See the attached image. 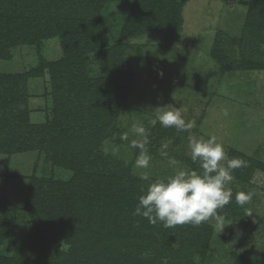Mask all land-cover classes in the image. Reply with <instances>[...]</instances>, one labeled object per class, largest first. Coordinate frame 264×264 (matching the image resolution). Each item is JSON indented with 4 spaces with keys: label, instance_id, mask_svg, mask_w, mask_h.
Listing matches in <instances>:
<instances>
[{
    "label": "trees",
    "instance_id": "16d2710c",
    "mask_svg": "<svg viewBox=\"0 0 264 264\" xmlns=\"http://www.w3.org/2000/svg\"><path fill=\"white\" fill-rule=\"evenodd\" d=\"M111 1L114 0H0V58L11 55L16 46L38 47L43 39L58 36L63 58L46 65L50 68L53 95L67 114L74 117L75 107L79 116L78 123L74 117V126L70 118L65 122L66 130L61 119L52 124L28 125L26 111H14L8 106L1 110L2 150L10 152L33 145L50 149L51 137L56 140L53 133L58 144L65 147L61 153L63 164L73 175L60 183L62 189L56 184L49 188L34 185L23 208L29 220L22 232L15 218L0 217V264H204L207 259L212 227L205 223L174 228L151 225L132 214L142 189L148 185L129 186L116 173L95 171L91 176L80 165V157L98 147L133 91L135 79L127 67L123 39L148 31L176 30L182 22L181 3L177 0H133L120 38L111 42L110 28L101 15L103 5ZM245 25L248 32L244 47L248 54L244 52V58L231 61L218 42L212 49L214 58L226 68L264 66L263 61L249 58V54L264 55V0L248 1ZM89 54L100 60V73L95 77L86 70L84 61ZM21 78L18 73H0V97L19 86L18 98L26 105ZM6 132L10 138L1 137ZM227 156L247 162V167L232 171L243 190L250 186L256 169L264 171V161L243 151L230 148ZM236 205L232 197L218 211L220 215L235 214ZM5 241H12L11 255L3 252ZM232 256L233 264H264V256Z\"/></svg>",
    "mask_w": 264,
    "mask_h": 264
},
{
    "label": "rangeland",
    "instance_id": "374dc122",
    "mask_svg": "<svg viewBox=\"0 0 264 264\" xmlns=\"http://www.w3.org/2000/svg\"><path fill=\"white\" fill-rule=\"evenodd\" d=\"M177 1L181 3L182 18L178 29L148 31L123 39L127 67L135 79L133 91L98 147L89 155H79L84 173L91 176L95 171L116 173L127 185L135 187L165 179L173 175L177 167L202 173L199 162L193 163L190 158V137L207 140L215 136L226 153L230 148L237 149L264 161V66L245 70L226 68L212 52L218 42L231 61L244 58L249 0ZM132 3L133 0H114L103 5L101 15L110 28L109 41L120 38L121 26ZM261 47L264 53V44ZM63 53L59 37L52 36L43 39L38 47L16 46L11 55L0 58V73H18L27 97L26 105H22L18 98L19 86L11 88L0 97V113L5 106L14 111L19 108L26 111L28 125L52 124L61 119L66 130L65 122L69 118L73 126L74 117L78 123L75 107L73 117L53 95L50 68L46 66L62 60ZM250 57L264 62V55L249 54ZM84 62L90 77L100 73L98 58L89 54ZM9 78L6 76L5 80ZM161 107L178 109L183 118L194 121L195 126L190 132L165 128L159 121L153 126L151 121L156 119ZM137 121L150 133L148 149L152 159L146 170L134 166L139 150L130 148L129 142L137 137L130 133L127 141L119 138L123 132H130ZM9 135H13L11 131ZM9 135L6 132L1 137L10 138ZM51 136L56 140L51 137L50 149L33 145L5 152L0 148V217L15 218L22 227L21 232L28 222L26 219L29 220L23 208L34 185L49 188L56 184L62 189L60 183L73 175L63 164L64 145L58 144L55 134ZM169 140L171 143L163 149L166 154H162V146ZM113 146L119 147L114 155ZM170 160L177 164H171ZM141 171L149 173L148 180L140 178ZM249 183L245 190L236 179L228 185L234 199L239 192L252 193V199L244 206L236 205L235 214L221 215L225 225L221 232L215 219L205 222L213 232L204 264H233L235 253L264 256V171L256 169ZM59 194L57 191L56 196ZM13 250L12 241H5L4 254L11 255Z\"/></svg>",
    "mask_w": 264,
    "mask_h": 264
},
{
    "label": "clouds",
    "instance_id": "9594fccd",
    "mask_svg": "<svg viewBox=\"0 0 264 264\" xmlns=\"http://www.w3.org/2000/svg\"><path fill=\"white\" fill-rule=\"evenodd\" d=\"M160 109L156 119L151 121L153 126L159 121L163 127L175 128L178 132H190L195 126L194 121H186L176 108ZM130 133L137 138L129 142V147L139 150L134 166L146 170L152 159L148 149L150 133L142 122L137 121L131 126L130 132L120 135V140H129ZM189 141L190 158L193 163L199 162L202 173L177 167L173 175L157 179L146 190L142 189L132 214L145 218L151 225L159 223L165 228L186 224L199 227L210 219H215L221 232L225 225L218 210H222L232 200L233 193L228 187L234 180L232 171L247 167V162L239 158L229 159L223 145L217 143L215 136L207 140L190 137ZM170 143L171 140L162 146V154H166L163 149H167ZM118 151V146L111 148L113 155ZM170 163L177 164L175 160H170ZM140 178L148 180L149 173L141 171ZM235 199L237 204L244 206L251 201L252 193L239 192Z\"/></svg>",
    "mask_w": 264,
    "mask_h": 264
}]
</instances>
